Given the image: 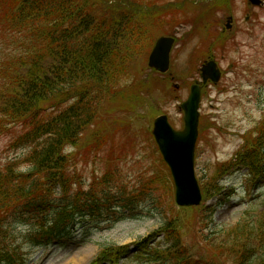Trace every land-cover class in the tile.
I'll use <instances>...</instances> for the list:
<instances>
[{
  "label": "trees",
  "instance_id": "1",
  "mask_svg": "<svg viewBox=\"0 0 264 264\" xmlns=\"http://www.w3.org/2000/svg\"><path fill=\"white\" fill-rule=\"evenodd\" d=\"M226 1L214 0L213 5ZM179 5L188 9L187 0H0V46L5 45L0 135L16 125L11 144L21 147L28 164L25 173L15 168L21 157L0 164V264H27L26 248L63 244L103 221L118 222L125 210L138 207L140 198L154 200V176L127 188L111 169L84 189L75 175H67L64 151L69 146L104 150L110 137L130 127L131 114L150 110L146 100L161 78L141 77L153 42L147 28L151 18ZM150 80L152 88L146 86ZM123 102L130 106L127 117L111 119L117 110L108 106L123 107ZM142 115L150 123L152 115ZM144 131L149 133L147 127ZM255 131L257 136L251 140L246 135V147L235 155L253 170L264 160V118ZM158 159L169 175L159 154ZM231 164L208 176L204 201L219 193L218 180ZM182 210L203 216L199 208ZM184 227V218L168 219L155 233H163L162 240L136 242L134 257L127 259L128 246L103 245L90 264L123 259L124 264H211L190 255L180 234ZM256 229L264 228L257 222L228 231L223 245L239 254L235 264H264V236L256 250L246 242L257 235Z\"/></svg>",
  "mask_w": 264,
  "mask_h": 264
},
{
  "label": "rangeland",
  "instance_id": "2",
  "mask_svg": "<svg viewBox=\"0 0 264 264\" xmlns=\"http://www.w3.org/2000/svg\"><path fill=\"white\" fill-rule=\"evenodd\" d=\"M196 11L202 16V26L197 29L192 24L195 16L192 9L166 11L151 18L153 24L147 28V37L154 40L166 34L171 25L174 27L169 34L177 33L181 41L171 53L172 78L161 75L146 102L150 106L151 123L157 115L166 114L175 129H182L179 107L186 100L190 85L199 80L197 71L203 59L210 53L214 55L223 77L215 87H206L203 92L202 133L198 136L195 160L199 185L206 188L208 176L229 164L237 152L246 147L245 136L251 134L252 140L258 134L255 128L264 115V5L251 8L247 6V0H229L215 6L213 3L199 5ZM227 12L234 13L235 25L232 31L221 36V24ZM246 17L249 18L246 20ZM4 54L5 45H2L0 59ZM146 61L147 56L145 67ZM147 75L149 78L157 76L145 70L142 79L146 80ZM146 86L152 88L154 83L151 81ZM108 107L117 110L110 114L114 120L127 117L126 110L130 109L127 102H123V107ZM147 112L140 108L131 114L128 118L130 127L110 137L104 150L67 147L66 172L68 176L75 175L83 188L98 182L102 173L109 171L107 163L112 164L113 174L127 188L136 185L139 179L147 181L154 176V180H150L154 201H142L139 214L116 224L101 229L100 225L85 236L77 234L67 246L28 247L25 251L27 264H90L99 254L101 245H129L156 231L168 219L182 221L183 218L182 241L194 257L211 264H235L239 254L234 255L230 247L223 245L230 228L238 224L255 226L257 222L264 228V206L261 205L262 201L264 203V182L251 180L244 168L231 169L222 182V196L205 203V208L213 210L210 224L202 225L198 214L192 216L175 206L171 177L161 167L156 147L144 131L148 122L142 113ZM11 140V133L0 135V164L23 155L21 147H14ZM18 161L17 170L28 167L22 157ZM256 232L254 238L246 241L253 250L259 248L260 237L264 236V229H256Z\"/></svg>",
  "mask_w": 264,
  "mask_h": 264
},
{
  "label": "water",
  "instance_id": "3",
  "mask_svg": "<svg viewBox=\"0 0 264 264\" xmlns=\"http://www.w3.org/2000/svg\"><path fill=\"white\" fill-rule=\"evenodd\" d=\"M253 4H259L258 0H251ZM174 39L160 37L148 57L149 68L160 73H166L170 66V51ZM203 83L209 79L217 83L220 78L219 70L214 62L204 64L200 70ZM201 88L192 85L187 99L180 105L183 113L182 130H174L166 115L156 117L152 123L151 134L169 168L175 187V203L178 206H197L201 195L194 175V152L198 136L199 104Z\"/></svg>",
  "mask_w": 264,
  "mask_h": 264
}]
</instances>
